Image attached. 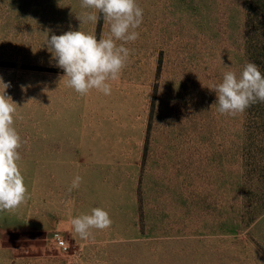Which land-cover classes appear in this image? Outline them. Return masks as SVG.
<instances>
[{"label":"rangeland","instance_id":"obj_1","mask_svg":"<svg viewBox=\"0 0 264 264\" xmlns=\"http://www.w3.org/2000/svg\"><path fill=\"white\" fill-rule=\"evenodd\" d=\"M137 3L111 95L81 96L44 44L107 38L102 14L81 24V0H0V78L31 197L0 212V264H264V103L221 115L209 89L248 62L264 73V0ZM95 207L113 224L82 239L71 220Z\"/></svg>","mask_w":264,"mask_h":264},{"label":"clouds","instance_id":"obj_2","mask_svg":"<svg viewBox=\"0 0 264 264\" xmlns=\"http://www.w3.org/2000/svg\"><path fill=\"white\" fill-rule=\"evenodd\" d=\"M81 7L91 9L77 19L82 23L97 24L102 18L109 25L110 35H96L80 30H69L61 35H47L45 46L51 53L55 66L64 72L67 86L81 96L96 90L111 95V82L117 81L127 67L130 49L124 44L135 42L143 22V9L137 0H81ZM0 212H15L31 198L20 167L19 149L22 139L14 126L17 105L5 90L10 84L0 78ZM209 89L216 94L217 111L221 115L236 116L256 103H264V73L258 65L248 62L242 72L227 71L219 83ZM82 183L75 176L69 193ZM74 232L82 239L92 236V230L109 229L113 221L108 211L95 207L90 214L71 220Z\"/></svg>","mask_w":264,"mask_h":264},{"label":"built area","instance_id":"obj_3","mask_svg":"<svg viewBox=\"0 0 264 264\" xmlns=\"http://www.w3.org/2000/svg\"><path fill=\"white\" fill-rule=\"evenodd\" d=\"M48 236L52 243L57 246L60 250L68 251V241L61 235V233L50 230L48 231Z\"/></svg>","mask_w":264,"mask_h":264}]
</instances>
